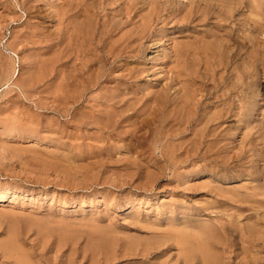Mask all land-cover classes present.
Returning a JSON list of instances; mask_svg holds the SVG:
<instances>
[{"label":"rangeland","instance_id":"rangeland-1","mask_svg":"<svg viewBox=\"0 0 264 264\" xmlns=\"http://www.w3.org/2000/svg\"><path fill=\"white\" fill-rule=\"evenodd\" d=\"M255 2L0 0V196L8 194L0 204V264L4 255L7 264H202L179 259L169 241L147 261L128 251L136 242L158 246L181 229L196 236L206 225L216 234L205 252L213 264H264V0L256 3L262 8ZM115 46L123 57L100 62ZM125 70L132 74L124 78ZM98 71L106 75L99 83ZM155 95L167 103L154 105ZM107 97L123 101L110 106ZM124 101L134 102L124 107L129 116ZM99 111L122 125L102 129Z\"/></svg>","mask_w":264,"mask_h":264},{"label":"bare ground","instance_id":"bare-ground-1","mask_svg":"<svg viewBox=\"0 0 264 264\" xmlns=\"http://www.w3.org/2000/svg\"><path fill=\"white\" fill-rule=\"evenodd\" d=\"M30 1V0H29ZM32 1V0H31ZM33 1H35V0H33ZM250 1V0H249ZM257 2H255L254 0H253V2H255V6H256V3L258 4V0H256ZM252 2V1H251ZM79 3V2H78ZM55 4V3H54ZM30 5V4H29ZM78 5V4H77ZM79 5H81V4H79ZM251 5H253L254 6V4L253 3H251ZM250 5V6H251ZM54 6V5H53ZM56 6V5H55ZM72 6V5H71ZM249 6V7H250ZM66 7V6H65ZM69 7H70V5H69ZM73 7V6H72ZM75 7V6H74ZM256 7H261L260 5L259 6H256ZM255 7V8H256ZM28 8L31 10V6L29 7L28 6ZM251 8H253L252 6H251ZM250 8V9H251ZM262 8V7H261ZM50 9H51V7H50ZM57 9V8H56ZM58 9H59V7H58ZM62 9V8H61ZM258 9V8H257ZM260 9V8H259ZM72 10V9H71ZM71 10H69V11H71ZM253 10V9H252ZM29 11V10H28ZM78 11V10H77ZM76 11V12H77ZM53 12V11H52ZM51 12V13H52ZM62 12V11H61ZM72 12V11H71ZM73 12H74V10H73ZM75 12V13H76ZM31 13V12H30ZM57 13V12H56ZM60 13V12H59ZM66 13V12H65ZM255 13H257V12H255ZM261 14V13H260ZM73 17V16H72ZM76 17V16H75ZM204 17V16H203ZM186 18V17H185ZM199 18V17H198ZM187 19V18H186ZM88 25H90V24H88ZM87 25V26H88ZM91 25H92V23H91ZM91 25L89 26V28L91 27ZM149 26H150V24H148ZM99 26V25H98ZM82 27V26H81ZM145 27V26H144ZM80 28V27H79ZM93 28V27H92ZM92 28H90V29H92ZM89 29V30H90ZM141 29V28H140ZM68 30H69V28H68ZM67 30V32H69ZM102 30V29H101ZM144 30H145V28H144ZM151 30V29H150ZM61 31H63V30H61ZM65 31V30H64ZM84 31V30H83ZM82 31V32H83ZM91 31V30H90ZM92 32H93V30H92ZM102 32V31H101ZM111 32V31H110ZM146 32V31H145ZM151 32V31H150ZM64 33V32H63ZM84 33V32H83ZM105 33V32H104ZM99 34H101V33H99ZM108 34V33H107ZM60 35H61V33H60ZM66 35V34H65ZM78 35V34H77ZM96 35V34H95ZM105 35H106V33H105ZM142 35V34H141ZM62 36V35H61ZM80 36V35H79ZM83 36V35H82ZM98 36V35H97ZM104 36V35H103ZM111 36V35H110ZM113 36V35H112ZM60 37V36H59ZM66 37V36H65ZM84 37H85V35H84ZM87 37V36H86ZM92 37H95V36H92ZM91 37V38H92ZM106 37V36H105ZM62 38V37H61ZM68 38V37H67ZM74 38V37H73ZM133 38V37H132ZM229 38V37H228ZM79 39V38H78ZM101 39V38H100ZM138 39V38H137ZM164 39V38H163ZM223 39H224V37H223ZM226 39V38H225ZM225 39H224V41H225ZM65 40V39H64ZM99 40V39H98ZM97 40V41H98ZM129 40V39H128ZM131 40V39H130ZM134 40V39H133ZM138 40H140V39H138ZM160 40V39H159ZM229 40H231V39H229ZM61 42H62V40H60ZM66 41V40H65ZM93 41H96V39L95 40H93ZM103 41V40H102ZM106 41H108V40H106ZM112 41V40H111ZM120 41V40H119ZM136 41V40H135ZM64 42V41H63ZM83 42H84V40H83ZM87 42V41H86ZM109 42V41H108ZM132 42V41H131ZM137 42V41H136ZM160 42V41H159ZM164 42V41H163ZM198 42V41H197ZM165 43V42H164ZM57 44V43H56ZM61 44V43H60ZM77 44V43H76ZM83 44V43H82ZM94 44V43H93ZM111 44V43H110ZM122 44H123V42H122ZM132 44V43H131ZM195 44V43H194ZM203 44V43H202ZM58 45V44H57ZM64 45V44H63ZM115 45V44H114ZM124 45V44H123ZM191 45H193V43L191 44ZM56 46V45H55ZM62 46V45H61ZM60 46V47H61ZM77 46V45H76ZM85 46H86V44H85ZM90 46V45H89ZM112 46V45H111ZM122 46V45H121ZM129 46V45H128ZM190 46V45H189ZM200 46V45H199ZM199 46H198V48H199ZM208 46V45H207ZM63 47V46H62ZM65 47V46H64ZM71 47V46H70ZM79 47V46H78ZM94 47V46H93ZM110 47V46H109ZM109 47H108V49H109ZM115 47H117V48H113V47H111L110 49H109V53L107 52L105 55H103V57H100L101 59L99 60L98 58V60L100 61V62H104V61H106L110 56H111V54H112V58H114V59H116V58H118V57H120V59H121V57H123V54L125 53L124 52V48H122V47H120V46H115ZM184 47V46H183ZM183 47H182V50H183ZM187 47V46H186ZM196 47H197V44H196ZM195 47V48H196ZM202 47V46H201ZM200 47V48H201ZM83 48H84V46H83ZM91 48V47H90ZM96 48V47H95ZM128 48V47H127ZM131 48V47H130ZM132 48H133V46H132ZM166 48V47H165ZM176 48H178L179 49V47H176ZM176 48H174V49H176ZM181 48V47H180ZM185 48V47H184ZM204 48V47H203ZM208 48V47H207ZM210 48V47H209ZM208 48V49H209ZM55 49V48H54ZM54 49H53V51H54ZM63 49V48H62ZM68 49V48H67ZM77 49V48H76ZM87 49H88V46H87V48H86V51H87ZM106 49V48H105ZM104 49V50H105ZM178 49L176 50V53H177V51H178ZM190 49V48H189ZM188 49V50H189ZM207 49V50H208ZM64 50V49H63ZM62 50V51H63ZM90 50H92V48L90 49ZM101 50V49H100ZM193 50V49H192ZM201 50V49H200ZM205 50V49H204ZM58 51H59V49H58ZM67 50H65V52H66ZM71 51V50H70ZM88 51H89V49H88ZM95 51V50H94ZM97 51V50H96ZM136 51V50H135ZM186 51V50H185ZM197 51H199V49L197 50ZM75 52V51H74ZM93 52V51H92ZM106 52V51H105ZM134 52V51H133ZM174 52H175V50H174ZM182 52V51H181ZM187 52V51H186ZM52 53H54V52H52ZM63 53V52H62ZM73 52H71V54H72ZM79 53V52H78ZM102 53V52H101ZM131 53V52H130ZM176 53H175V55H176ZM184 53V52H183ZM183 53H181V56H180V58L182 59V55H183ZM198 53V52H197ZM231 53V52H230ZM50 54V53H49ZM66 54V53H65ZM86 54H87V52H86ZM89 54V53H88ZM95 54V53H94ZM98 54V52L96 53V55ZM127 54V53H126ZM125 54V55H126ZM129 54V53H128ZM179 54V53H178ZM70 55V54H69ZM68 55V56H69ZM79 55V54H78ZM85 55V54H84ZM168 55V54H167ZM264 55V54H263ZM60 56V55H59ZM59 56H57V57H59ZM67 56V57H68ZM81 56V55H80ZM89 56H90V54H89ZM92 56V55H91ZM98 56V55H97ZM178 56V55H177ZM176 56V57H177ZM195 56V55H194ZM53 57V56H52ZM67 57H65L66 59H67ZM92 57H94V56H92ZM170 57L172 58V55H170ZM176 57H174V58H176ZM191 57V56H190ZM231 57V56H230ZM261 57L262 58H264V56H262V54H261ZM61 58V57H60ZM64 58V59H65ZM171 58H170V60H171ZM178 58V57H177ZM193 58V57H192ZM229 58V57H228ZM54 59H56V57L54 58ZM69 59V58H68ZM78 59V58H77ZM181 59L180 60H178V61H181ZM190 59V58H189ZM188 59V60H189ZM207 59V58H206ZM261 59V58H260ZM59 60V59H58ZM113 60V59H112ZM173 60L174 59H172V63H173ZM204 60V59H203ZM264 60V59H263ZM44 61V60H43ZM60 61V60H59ZM68 61V60H67ZM94 61V60H93ZM118 61V60H117ZM187 61V60H186ZM229 61V60H228ZM32 62V61H31ZM42 62V61H41ZM40 62V63H41ZM54 62H55V60H54ZM63 62V60L61 61V63ZM74 62H76V60L74 61ZM82 62V61H81ZM116 62V61H115ZM182 62V61H181ZM180 62V63H181ZM231 62V61H230ZM263 62V61H262ZM35 63V62H34ZM52 63V62H51ZM67 62H65L64 64H66ZM70 63V62H69ZM87 63V62H86ZM176 63V62H175ZM179 63V62H178ZM183 63V62H182ZM233 63V62H232ZM32 64V63H31ZM43 64V63H42ZM58 64H59V62H58ZM63 64V63H62ZM98 64H99V62H98ZM108 64V63H107ZM121 64V63H120ZM208 64V63H207ZM36 65V64H35ZM83 65V64H82ZM97 65V64H96ZM103 65H104V63H103ZM122 65V64H121ZM183 65V64H182ZM194 65V64H193ZM199 65V64H198ZM222 65V64H221ZM38 66V65H37ZM63 66V65H62ZM68 66V65H67ZM70 66V65H69ZM68 66V67H69ZM79 66V65H78ZM100 66H101V64H100ZM125 66V65H124ZM177 66L178 67H180V64L178 65L177 64ZM177 66H175V67H177ZM185 66V65H184ZM187 66V65H186ZM216 66V65H215ZM47 67V66H46ZM64 67V66H63ZM73 67H74V65H73ZM77 67V66H76ZM88 67V72H90V70L92 69H90V67L89 66H87ZM87 67H85V68H87ZM107 67V66H106ZM193 67V66H192ZM191 67V68H192ZM195 67V66H194ZM198 67V66H197ZM196 67V68H197ZM81 68V67H80ZM83 68V67H82ZM105 68V67H104ZM103 68V69H104ZM124 68V67H123ZM184 69H185V67H183ZM195 68V69H196ZM34 69H37L38 70V68H34L33 67V72H35L34 71ZM46 69V68H45ZM73 69V68H72ZM77 69V68H76ZM172 69V68H171ZM173 69H174V66H173ZM176 69V68H175ZM40 70V69H39ZM55 70V69H54ZM53 70V71H54ZM58 70V69H57ZM60 70V69H59ZM95 70V69H94ZM107 70V69H106ZM70 71V70H69ZM75 71V70H74ZM77 71V70H76ZM93 71V70H92ZM171 71V70H170ZM180 71V69L178 70V72ZM188 72H189V70H187ZM191 71H193V70H191ZM30 72H32L31 70H30ZM41 72V71H40ZM56 72V71H55ZM54 72V73H55ZM59 71H57V73H58ZM62 72V71H61ZM67 72H68V70H67ZM83 72H84V69H83ZM94 72H96V71H94ZM99 72V71H98ZM103 71H101V72H99V77L97 76H95L97 79V81L96 82H98L99 81V79L101 78V77H103V76H106L105 75V73L103 72ZM125 72H126V70H125ZM124 72V73H125ZM127 72H129V71H127ZM127 72H126V74L124 75L123 74V76H124V78H126L127 76H129V75H131L132 73H129V74H127ZM173 72V71H172ZM185 72H186V70H185ZM217 72V71H216ZM225 72V71H224ZM66 73V72H65ZM69 73V72H68ZM82 73V72H81ZM97 73V72H96ZM181 73L182 74H184V71H183V69H181ZM191 73V72H190ZM194 73H195V71H194ZM196 73H198L197 71H196ZM215 73V72H214ZM32 73H30V75H31ZM41 74V73H40ZM60 74V73H59ZM91 74V73H90ZM92 74H93V72H92ZM107 74V73H106ZM61 75V74H60ZM71 75V74H70ZM69 75V76H70ZM79 75V74H78ZM88 75V74H87ZM94 75V74H93ZM98 75V74H97ZM110 75V74H109ZM134 75V74H133ZM132 75V76H133ZM179 75V74H178ZM178 75H176V77L174 76V74H173V76L176 78V80H177V82L178 83H181L180 82V76H178ZM181 75V74H180ZM184 75H186V74H184ZM189 75V74H188ZM188 75H187V78H188ZM190 75H192V74H190ZM194 75V74H193ZM197 75V74H196ZM208 75V74H207ZM210 75V74H209ZM225 75V74H224ZM34 76H35V73H34ZM43 76V75H42ZM49 76V75H48ZM55 76V75H54ZM63 76V75H62ZM65 76V75H64ZM67 76V75H66ZM90 76V75H89ZM131 76V77H132ZM30 77V76H29ZM35 77H37V76H35ZM47 77V76H46ZM73 77V76H72ZM81 77V76H80ZM91 77V76H90ZM94 77V76H93ZM136 77V76H135ZM182 77H183V75H182ZM198 77H199V75H198ZM209 77V76H208ZM216 77V76H215ZM223 77V76H222ZM242 77V76H241ZM33 78V77H32ZM31 78V79H32ZM45 78V77H44ZM66 78V77H65ZM75 80H76V78H75V76L73 77ZM88 78V77H87ZM133 78V77H132ZM131 78V79H132ZM212 78V77H211ZM214 78V77H213ZM28 79V78H27ZM56 79V78H55ZM64 79V78H63ZM62 79V80H63ZM67 80H68V78H66ZM71 79V78H70ZM73 79V80H74ZM92 79V78H91ZM172 79H174V78H172ZM184 79V78H183ZM186 79V78H185ZM193 79V78H192ZM200 79V78H199ZM33 80H35V78L33 79ZM41 80V79H40ZM45 80V79H44ZM78 80V79H77ZM83 80V79H82ZM94 80V79H93ZM102 80V79H101ZM119 80V79H118ZM121 80V79H120ZM133 80V79H132ZM190 80V79H189ZM189 80H184L185 82H187V81H189ZM222 80V79H221ZM25 81V80H24ZM28 81V80H27ZM39 81V80H38ZM38 81H36V83L38 82ZM50 81V80H49ZM69 81V80H68ZM71 81V80H70ZM90 81V80H89ZM92 81V80H91ZM206 81V80H205ZM204 81V82H205ZM46 82V81H45ZM65 82H67V81H65ZM104 82V81H103ZM119 82V81H118ZM171 82V81H170ZM195 82H197L196 80H195ZM24 83V82H23ZM23 83H22V85H23ZM27 83H29V81L27 82ZM31 83V82H30ZM35 83V82H34ZM70 83H72V82H70ZM69 83V84H70ZM74 83V82H73ZM82 83H84V82H82ZM87 83H89V82H87ZM99 83V82H98ZM119 83H121V82H119ZM178 83H176V84H178ZM190 83V81L187 83V84H189ZM225 83V82H224ZM242 83V82H241ZM240 83V84H241ZM25 84V83H24ZM33 84V83H32ZM65 84V83H64ZM64 84H62V85H64ZM76 84V83H75ZM92 84H94V83H92ZM105 84V83H104ZM186 84V85H187ZM217 84V83H216ZM220 84H222V83H220ZM227 84V83H226ZM21 85V84H20ZM19 85V86H20ZM58 85V84H57ZM82 85V84H81ZM85 85V84H84ZM97 85V84H96ZM100 85V84H99ZM193 85V84H192ZM217 85H219V84H217ZM239 85V84H238ZM26 86V85H25ZM32 86V85H31ZM68 86H70V88H72L71 87V85H68ZM78 86V85H77ZM94 85H92L91 87H93ZM117 86V85H116ZM120 86H121V84H120ZM168 86H169V84H168ZM170 86H171V84H170ZM175 86V85H174ZM180 87H181V85H179ZM194 86V85H193ZM215 86V85H214ZM237 86V85H236ZM29 87V86H28ZM28 87H27V90H28ZM35 87V86H34ZM33 87V88H34ZM66 87H67V85H66ZM97 87H98V85H97ZM124 87V86H123ZM127 87V86H126ZM177 87V86H176ZM204 87V86H203ZM221 87H222V85H221ZM23 88V87H22ZM31 89H32V87H30ZM69 88V87H68ZM85 88H87V86L85 87ZM119 88V87H118ZM122 88V87H121ZM128 88V87H127ZM195 88V87H194ZM218 88H220V87H218ZM233 88H235L234 86L232 87V89ZM242 88V87H241ZM26 89V88H25ZM92 89V88H91ZM103 89V88H102ZM105 89V88H104ZM136 89V88H135ZM167 88H165V90H166ZM178 89V88H177ZM180 89V88H179ZM178 89V90H179ZM181 89H182V87H181ZM243 89V88H242ZM24 90V89H23ZM63 90H64V88H63ZM108 90V89H107ZM107 90H106V93H107ZM165 90H164V92H165ZM170 90V89H169ZM200 90V89H199ZM203 90V89H202ZM214 90V89H213ZM218 90V89H217ZM29 91V90H28ZM67 91V90H66ZM115 91H116V89H115ZM123 91H125L124 89H123ZM172 91V90H171ZM176 91V90H175ZM218 91H220V90H218ZM235 91H237V90H235ZM29 92H31V91H29ZM166 92H168V90H166ZM170 92V91H169ZM168 92V93H169ZM178 92V91H177ZM180 92V91H179ZM212 92V91H211ZM214 92V91H213ZM212 92V93H213ZM223 92H224V90H223ZM228 92V91H227ZM64 93V92H63ZM66 93V92H65ZM72 93V92H71ZM77 93V92H76ZM106 93H105V95H106ZM112 93V92H111ZM123 93H125V92H123ZM122 93V95H124ZM168 93H166V94H168ZM206 93V92H205ZM219 93V92H218ZM86 94V93H85ZM113 94H115V93H113ZM112 94V95H113ZM127 94V93H126ZM129 94V93H128ZM128 94H127V96H128ZM158 94V93H157ZM165 94V95H166ZM177 94V93H176ZM211 94V93H210ZM109 95H110V93H109ZM109 95H106V96H108L109 97ZM116 96H117V94H115ZM118 95H119V93H118ZM120 95H121V93H120ZM119 95V96H120ZM160 95H161V93H160ZM164 95V96H165ZM179 95V94H178ZM197 95V94H196ZM198 95H200V94H198ZM202 95V94H201ZM221 95H223V94H221ZM66 96V95H65ZM84 96V95H83ZM116 96H115V98H116ZM164 96L163 97H161V96H159L158 95V98H157V95H155V99L153 100V99H151V100H153L154 102H155V104L154 105H156L157 104V102L158 103H167L166 102V100H165V98H164ZM169 96V95H168ZM167 96V97H168ZM170 96H172V97H175V96H173V94L171 95L170 94ZM204 96H206V95H204ZM203 96V97H204ZM219 96V95H218ZM226 96H227V94H226ZM64 97V96H63ZM66 97H68V96H66ZM108 97H107V99H108ZM111 97V96H110ZM126 96L124 95V97H123V99L125 98ZM166 97V96H165ZM181 97V96H180ZM202 97V98H203ZM210 97V96H209ZM238 97V96H237ZM65 98V97H64ZM71 98V97H70ZM75 98V97H74ZM104 98V97H103ZM132 98V97H131ZM212 98V97H211ZM84 99V98H83ZM106 99V98H105ZM113 97H112V99H108V100H106L107 101V104H109L110 106H111V104H113V105H115V107H116V105H117V103H119V100H121V101H123L122 99H121V97L119 98V100L117 101V103H115V102H113ZM129 99V98H128ZM133 99V98H132ZM149 99V100H150ZM169 99V98H168ZM182 99V98H181ZM219 99V98H218ZM217 99V100H218ZM59 100V99H58ZM66 100V99H65ZM71 100V99H70ZM81 100V99H80ZM129 100H131V99H129ZM148 100V101H149ZM171 100V99H170ZM180 100V99H179ZM200 100V99H199ZM212 100V99H211ZM222 100V99H221ZM76 101V100H75ZM84 101V100H83ZM115 101V100H114ZM126 101H128V100H126ZM147 100H146V103L148 102ZM153 101H152V104H153ZM205 101V100H204ZM231 101V100H230ZM234 101V100H233ZM59 102V101H58ZM63 102V101H62ZM70 102V101H69ZM77 102V101H76ZM181 102V101H180ZM179 102V103H180ZM211 102V101H210ZM219 102V101H218ZM75 103V102H74ZM82 103V102H81ZM103 103V102H102ZM124 103H125V101H124ZM123 103V106L121 107V108H123V109H121V111H124L125 112V110H126V114H128L127 112L129 111V109H125L124 107H125V105L127 106V105H129V102L126 104H124ZM132 103H134V102H130V106L131 105H133ZM168 103H170L169 101H168ZM179 103H177V104H179ZM194 103H195V101H194ZM227 103V102H226ZM231 103H233L232 101H231ZM62 104V103H61ZM135 104H136V102H135ZM138 104V103H137ZM149 104H150V102H149ZM148 104V105H149ZM174 104H176L175 102L173 103V105ZM199 104H200V102H199ZM202 104V103H201ZM212 104V103H211ZM238 104V103H237ZM74 105V104H73ZM81 105V104H80ZM103 105H105V104H103ZM119 105V104H118ZM151 105V104H150ZM170 105V104H169ZM181 105V104H180ZM186 105H189V104H186ZM197 105V104H196ZM203 105V104H202ZM232 105V104H231ZM58 106V105H57ZM65 106V105H64ZM71 106V105H70ZM79 106V105H78ZM83 106V105H82ZM82 106H81V108H82ZM100 106V105H99ZM110 106L108 107V105H107V107L108 108H110ZM129 106V107H130ZM136 106V105H135ZM143 106H145V105H143ZM164 106H166V105H164ZM171 106V105H170ZM169 106V109H172L171 107ZM177 106V105H176ZM179 106V105H178ZM193 106V105H192ZM128 107V106H127ZM128 107V108H129ZM132 107V106H131ZM134 107V106H133ZM133 107L131 108V109H133ZM148 107H151V106H148ZM161 107H163V106H161ZM167 107V106H166ZM166 107H163V109H165L166 110V112H168L169 113V111H171V110H168ZM187 107V106H186ZM200 107V106H199ZM60 108V107H59ZM71 108V107H70ZM74 108V107H73ZM80 108V109H81ZM112 108V107H111ZM145 108H147V106L145 107ZM160 108V107H159ZM182 108H184L185 109V107H182ZM182 108H181V110H182ZM223 108V107H222ZM228 108V107H227ZM57 109V108H56ZM79 109V108H78ZM79 109V110H80ZM113 109V108H112ZM142 109V108H141ZM174 109V108H173ZM172 109V110H173ZM177 109V108H176ZM59 110V109H58ZM62 110V109H61ZM68 110V109H67ZM82 110V109H81ZM99 110H101V109H99ZM119 109H117L116 111H118ZM134 110H135V108H134ZM137 110V109H136ZM143 110V109H142ZM145 110V109H144ZM180 110V109H179ZM193 110V109H192ZM191 110V111H192ZM72 111V110H71ZM98 111V110H97ZM131 111H133V110H131ZM138 111V110H137ZM136 111V112H137ZM149 111V110H148ZM178 111V110H177ZM182 111H184V110H182ZM199 111V110H198ZM75 112V111H74ZM85 112V111H84ZM110 112H112V111H110ZM124 112L123 113H120V114H118V116H122V114H124ZM141 113H142V111H140ZM158 112V111H157ZM162 112H163V110H162ZM188 112H190V111H188ZM188 112H187V114H188ZM193 112V111H192ZM233 112V111H232ZM71 112L69 111V114H70ZM73 113V112H72ZM87 113V112H86ZM93 113H95V112H93ZM98 113H100V111L99 112H97V114ZM137 113H139V111L137 112ZM172 113V112H171ZM171 113H169V114H171ZM183 113V112H182ZM220 113V112H219ZM222 113V112H221ZM237 113V112H236ZM74 114V113H73ZM75 114H77V113H75ZM96 114V113H95ZM102 114V113H101ZM105 114V113H104ZM125 114V115H126ZM133 114H135L134 112H133ZM163 114V113H162ZM165 114H167V113H165ZM164 114V115H165ZM205 114V113H204ZM210 114H212V113H210ZM227 114V113H226ZM61 115V114H60ZM64 115V114H63ZM78 115V114H77ZM88 115V114H87ZM91 115H93V114H91ZM113 115L115 116V115H117V114H114L113 113ZM132 115V114H131ZM136 115V114H135ZM174 115V114H173ZM186 115V114H185ZM208 115H209V113H208ZM230 115V114H229ZM66 116H68V115H66ZM70 116V115H69ZM73 116V115H72ZM71 116V117H72ZM94 116V115H93ZM105 116V115H104ZM104 116H102V118H100L99 117V114H98V117L100 118L99 120H98V122L100 123L99 124V127H101L100 125L101 124H103V126L101 127L102 129H105V128H107L109 131L111 130V129H115V127L119 124V122H120V120H122V119H120V120H118L117 119V116H115V118H113L112 116H107V118L105 119V118H103ZM128 116H129V114H128ZM136 116H138V115H136ZM144 116V115H143ZM169 116V115H168ZM176 116V115H175ZM201 116V118H202V116H203V114L202 115H200ZM214 116V115H213ZM220 116V115H219ZM232 116V115H231ZM77 117V116H76ZM79 117V116H78ZM133 116H130V118H132ZM190 118H192L191 116H189ZM196 117H197V115H196ZM207 117V116H206ZM44 118V117H43ZM84 118V117H83ZM82 118V119H83ZM119 118V117H118ZM126 118V117H125ZM125 118L123 119V120H125ZM129 118V119H130ZM166 118V117H165ZM177 117H175V119H176ZM187 118V117H186ZM201 118H200V121H201ZM212 118V117H211ZM221 118V117H220ZM77 119V118H76ZM75 119V120H76ZM79 119V118H78ZM82 119H80V121L82 120ZM86 119V118H85ZM95 119L96 118H93V120L95 121ZM164 119V118H163ZM170 119V118H169ZM178 119V118H177ZM176 119V120H177ZM180 119V118H179ZM206 119H208V117L206 118ZM75 120H73V121H75ZM84 120V119H83ZM82 120V121H83ZM153 120V119H152ZM193 120V119H192ZM219 120V119H218ZM68 122H69V119L67 120ZM90 121V120H89ZM91 121H92V119H91ZM126 121V120H125ZM165 121V120H164ZM163 121V122H164ZM174 121V120H173ZM182 121V120H181ZM188 121H190V119L188 118ZM199 121V122H200ZM207 121V123H208V120H206ZM212 121V120H211ZM220 121V120H219ZM88 122V121H87ZM97 122V121H96ZM183 122V121H182ZM71 123V122H70ZM80 123H85L84 121L83 122H80ZM89 123V122H88ZM95 123V122H94ZM121 123H123V122H121ZM152 123H155V122H153L152 121ZM165 123V122H164ZM178 123V122H177ZM184 123V122H183ZM189 123V122H188ZM187 123V124H188ZM222 123V122H221ZM221 123H219V124H221ZM76 124V123H75ZM90 124V123H89ZM92 124V123H91ZM186 124V123H185ZM200 124V123H199ZM202 124V123H201ZM206 124V123H205ZM204 124V122H203V126L205 125ZM85 125V124H84ZM94 125V124H93ZM92 125V126H93ZM95 125H98V124H95ZM94 125V126H95ZM119 125H122V124H119ZM213 125V124H212ZM36 126V125H35ZM133 126H135L134 124H133ZM206 126V125H205ZM211 126V125H210ZM37 127V126H36ZM36 127H35V129H36ZM98 127V128H99ZM220 127V126H219ZM120 127H118V129H119ZM206 128V130H207V127H205ZM35 129H33V131L35 130ZM37 129H38V127H37ZM106 129V130H107ZM204 129V128H203ZM202 129V130H203ZM116 130H117V128H116ZM120 130V129H119ZM135 130V129H134ZM27 131V130H26ZM123 131V130H122ZM30 132H31V129H30ZM117 132V131H116ZM211 132V131H210ZM213 132H215V131H213ZM217 132V131H216ZM34 133V132H33ZM33 133H30V134H33ZM118 133V132H117ZM120 134H121V131L119 132ZM118 133V134H119ZM202 133H203V131H202ZM25 134H28L27 132L25 133ZM29 134V135H30ZM109 134H111L110 132H109ZM124 134V133H123ZM205 134V133H204ZM214 134V133H213ZM34 135V134H33ZM196 135H198V134H196ZM200 135V134H199ZM203 135V134H202ZM215 135V134H214ZM35 136V135H34ZM112 136V135H111ZM121 136V135H120ZM201 136V135H200ZM209 135H207V137H208ZM31 138H32V135L30 136ZM129 137V136H128ZM205 137V136H204ZM204 137H202L201 139H203L204 140ZM29 138V137H28ZM122 138V137H121ZM120 138V139H121ZM204 142V141H203ZM5 152V151H4ZM1 155V154H0ZM2 155H4V154H2ZM5 156V155H4ZM184 161V160H183ZM10 187V186H9ZM5 188V187H4ZM8 188V187H7ZM7 190V189H6ZM8 192H9V190H7ZM7 191H6V193H7ZM12 191V190H11ZM16 191V190H15ZM5 192V191H4ZM11 193H13V192H11ZM15 193V192H14ZM13 193V194H14ZM1 194V193H0ZM12 194V195H13ZM7 195L8 194H5V195H3L2 194V196H0V204H2L3 202L5 203V201H6V198H7ZM11 195V194H10ZM15 195V194H14ZM12 197V196H11ZM11 197H10V199H11ZM13 198V197H12ZM12 201V200H11ZM9 202V201H8ZM7 202V203H8ZM13 202V201H12ZM3 203V204H4ZM190 222V221H189ZM195 223V222H194ZM190 225V224H189ZM195 226H196V224H194ZM193 225V223H192V226H194ZM215 225V224H214ZM191 226V225H190ZM191 226V227H192ZM198 226V225H197ZM196 226V227H197ZM200 226H201V224H200ZM204 226H205V224H204ZM204 226H203V229H204ZM208 225H206V229L204 230V232L203 233H201V234H196V236H191L195 231L194 230H192V231H194V232H192V234L190 235L189 234V230H182L181 228V230H178V231H176V232H170V233H168V234H166L165 236L166 237H168L169 239H165L164 240V242L163 241H160L159 243H158V246H155V247H152L151 245H146L145 247H143L142 249H140V248H137V247H135L134 245H136L137 244V242H136V244H134V243H132V244H129V251H128V253L129 254H132V255H136L135 257H140V258H142L143 260H149V258H151L152 256H154L155 254H157L158 253V251H157V249H161L162 247L161 246H163V245H165V244H167V242L169 241L170 243H168L169 245V247H172L173 245L174 246H176V248H178L177 250L179 251V257L180 256H182L183 257V260H184V262H187V259H189V258H193V257H200L201 258V260H202V264H213L212 263V261H211V259H212V257H210V255H209V252H208V254H206L205 252H207V249L208 248H210L211 247V243H210V237H209V235L211 236L212 235V231L211 230H214V226L212 225V227H207ZM210 226V225H209ZM222 226V225H221ZM68 227V226H67ZM181 227V226H180ZM183 227H185V226H183ZM187 227V226H186ZM202 227V226H201ZM200 227V230L202 229ZM216 227H217V225H216ZM227 227V226H226ZM246 227V226H245ZM244 227V228H245ZM174 228H176V227H174ZM193 228V227H192ZM191 228V229H192ZM230 228V227H229ZM235 228V227H234ZM184 229V228H183ZM186 229H189V228H186ZM199 229V228H198ZM217 229V228H216ZM215 229V230H216ZM236 229V228H235ZM247 229V228H246ZM222 230H223V228H222ZM242 230V229H241ZM191 231V230H190ZM197 231H199V230H197ZM224 231V230H223ZM226 231H228V230H226ZM234 231V230H233ZM249 231V230H248ZM102 232V231H101ZM220 232V231H219ZM67 233V232H66ZM107 233V232H106ZM198 233H200V232H198ZM217 233V232H216ZM225 233V232H224ZM13 234H14V232H13ZM251 234V233H250ZM73 234H71V236H72ZM104 235V234H103ZM107 235H109V234H107ZM213 235H216L215 233L213 234ZM213 235H212V237H213ZM225 235H226V233H225ZM242 235H243V232H242ZM241 235V236H242ZM255 235V234H254ZM10 237H16L15 235H12V232H11V235H9ZM64 236H66V235H64ZM68 236V235H67ZM101 236V235H100ZM114 236V235H113ZM222 236V235H221ZM230 236V235H229ZM258 236V235H257ZM10 237H8L7 239H5V240H8ZM110 237V236H109ZM109 237H107V238H109ZM116 237V236H115ZM162 237V236H161ZM235 237V236H234ZM250 237V236H249ZM103 238V237H102ZM107 238L104 240V241H106L107 240ZM114 238V237H113ZM117 238V237H116ZM163 238H165V237H163ZM214 238V237H213ZM220 238V237H219ZM218 238V239H219ZM246 238V237H245ZM251 238V237H250ZM256 238H258V237H256ZM14 239V238H13ZM16 239V238H15ZM98 239V238H97ZM104 239V238H103ZM215 239V238H214ZM221 239V238H220ZM236 239V238H235ZM12 240V239H11ZM110 240V239H109ZM113 240V239H112ZM112 240H111V245L113 244L112 243ZM171 240H173V242L171 241ZM213 240V239H212ZM216 240V239H215ZM229 240V239H228ZM241 240V239H240ZM246 240H249L248 239V237H247V239ZM258 240H259V238H258ZM8 241H10V240H8ZM17 240H15V242H16ZM227 241V240H226ZM233 241V240H232ZM250 241V240H249ZM12 242H14V240H12ZM12 242H10V244L12 243ZM19 242V241H18ZM103 242V241H102ZM114 242V241H113ZM127 243H128V241H126ZM133 242V241H132ZM135 242V241H134ZM230 242H231V240H230ZM234 242V241H233ZM1 243H4V241L3 242H1ZM0 243V244H1ZM17 243V242H16ZM93 243L94 244H96L95 243V241L93 240ZM110 242H108V244H109ZM117 243H118V241H117ZM125 243V242H124ZM126 243V244H127ZM129 243H131L130 241H129ZM243 243V242H242ZM262 243H264V242H262ZM5 244V243H4ZM3 244V245H4ZM10 244H9V246H10ZM18 244V243H17ZM17 244H15L14 246H16ZM93 244V245H94ZM103 243H100V245H101V247H103V248H105V249H103V248H101L100 247V245H99V243H97V245L99 246V248H101V249H103V250H106V252L108 251L109 252V249L107 250V244H105V242H104V244L106 245H102ZM125 244V247L128 245H126ZM134 244V245H133ZM226 244V243H225ZM239 244V243H238ZM2 245V247H5V246H3ZM6 245V244H5ZM8 245V244H7ZM233 245V244H232ZM235 245H236V243H235ZM95 246V245H94ZM97 246V247H98ZM108 246H110V245H108ZM142 246V245H141ZM166 246V245H165ZM226 246V245H225ZM243 246V245H242ZM259 246V245H258ZM1 247V246H0ZM1 247V248H2ZM6 247H8V246H6ZM21 247V246H20ZM91 247L92 248H94L92 245H91ZM96 247V248H97ZM120 247V246H119ZM161 247V248H160ZM167 247V246H166ZM1 248H0V250H1ZM12 248V247H11ZM17 249H20L19 247H16ZM95 248V249H96ZM98 248V249H99ZM109 248H111V246L109 247ZM155 248H157L156 249V251L157 252H155ZM221 248V247H220ZM224 248V247H223ZM10 249V248H9ZM123 249H126V248H123ZM6 249H4V251H5ZM13 250V249H12ZM15 250V249H14ZM21 250H22V248H21ZM91 250H93L94 251V253L96 252V250H94V249H91ZM127 250V249H126ZM210 250V249H209ZM226 250V249H225ZM231 250V249H230ZM235 250V249H234ZM263 250V249H262ZM10 251V250H9ZM93 251H92V253H93ZM116 251V250H115ZM161 251V250H160ZM213 251V250H212ZM215 251V250H214ZM20 252V251H19ZM23 252V251H22ZM97 252H99V251H97ZM110 252H111V250H110ZM114 252V251H113ZM118 252H120V251H118ZM126 252V251H125ZM204 252V253H203ZM13 253V252H12ZM101 253H104L102 250H101ZM128 253H126V254H128ZM198 253L200 254V253H202V254H200L201 256H199L198 255ZM23 254H25V252L23 253ZM22 254V256H20V257H24V255ZM99 254V253H98ZM113 254V253H112ZM116 254V253H115ZM121 254V253H120ZM20 255H21V253H20ZM96 255V254H95ZM101 255V254H100ZM118 255V254H117ZM122 255V254H121ZM120 255V256H121ZM212 255V254H211ZM7 256H8V253H7ZM12 256V255H11ZM18 256V255H17ZM97 256V255H96ZM108 256H109V254H108ZM111 256V255H110ZM114 256V255H113ZM123 256V255H122ZM94 257V259H95V261H96V258H95V256H93ZM116 257V256H115ZM124 257V256H123ZM219 257V256H218ZM6 259L4 262L7 264V263H9V258L8 257H5V255H4V257H3V259ZM13 258V257H12ZM11 258V259H12ZM18 259H19V257H17ZM118 258V257H117ZM24 259H25V257H24ZM23 258H22V260H24ZM103 259V258H102ZM179 259H182L181 257L179 258ZM21 260V259H20ZM192 260V259H191ZM11 261V260H10ZM15 260L13 259V262H12V264H18V262H14ZM24 261H26V263H27V260H24ZM23 261V262H24ZM100 261V260H99ZM110 261V260H109ZM114 261V260H113ZM145 261V262H146ZM20 262H22V261H20ZM19 262V263H20ZM23 262L21 263V264H23ZM181 262H182V260H181ZM258 262H259V260H258ZM4 263V264H5ZM98 263V262H97ZM105 263H107V262H105ZM109 263V262H108ZM147 263V262H146ZM149 263V262H148ZM147 263V264H148ZM154 262L152 261L150 264H153ZM194 263H195V261H194ZM30 264V263H29ZM94 264H95V262H94ZM156 264V263H155ZM184 264V263H183ZM197 264V263H196Z\"/></svg>","mask_w":264,"mask_h":264}]
</instances>
